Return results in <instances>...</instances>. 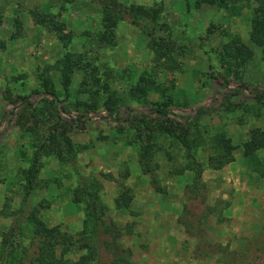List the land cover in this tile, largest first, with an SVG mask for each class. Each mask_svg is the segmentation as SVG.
Masks as SVG:
<instances>
[{"label": "rangeland", "instance_id": "374dc122", "mask_svg": "<svg viewBox=\"0 0 264 264\" xmlns=\"http://www.w3.org/2000/svg\"><path fill=\"white\" fill-rule=\"evenodd\" d=\"M116 1L159 12L154 21L141 20L136 25L119 21L113 44L103 45L98 42L102 8L96 2L61 5L55 0H0V211L4 212L0 215V255L6 249L0 264L11 251L9 264L33 253L39 242L28 222L33 214L47 228L78 238L91 207L82 193L86 186L96 190L106 215L122 232L119 242L130 251L132 264H243L226 254H199L200 243L177 222L193 181L192 171L184 169L188 156L177 138L180 133L156 134L147 161L149 172L144 173L135 138L146 130L134 124L131 117L135 113L127 123L99 117L106 115L107 106L121 110L151 107L171 117L183 116L195 107L210 105L213 98L220 99L221 93L238 85L249 91L264 90L261 49L249 38L254 5L230 0H213L212 4L209 0ZM32 13L49 15L61 23L65 37L60 39L51 27L35 24ZM153 41L169 47V60L158 58L151 47ZM234 41L252 54L243 65L224 52ZM66 55L73 56V61L79 56L80 68L89 65L87 72L102 81H107L105 73L110 72V90L99 99L97 113L86 116L79 111L78 102L88 103L83 94V69H75L68 91L63 89L61 61ZM143 79L153 84L145 87ZM45 84L52 86L56 99L44 93ZM20 97H30L32 108H25ZM221 103L211 106L190 131V139L199 132L204 141L192 153L201 164L205 205L211 212L201 233L210 242H215L211 237L216 228L230 222L225 212L231 204L233 175L240 172L264 190V148L250 158L243 155L251 133L264 131V107L247 92L231 97L228 104ZM80 115L89 118L79 120ZM219 134L234 149L233 161L216 170L208 159L216 155L212 140ZM52 138L56 139L53 145ZM64 138L71 141L72 151L65 148ZM48 145L53 154L41 156L39 149ZM34 167L38 171L29 174ZM76 189L80 194H75ZM120 195L129 202L118 209L115 200ZM196 204L191 211L200 215L203 207ZM12 228L16 230L11 239ZM130 228L132 233L127 235ZM263 230L264 225L239 250L228 253H240L247 241L249 252L253 251ZM7 238L12 243L5 242ZM85 253L75 244L66 257L76 260ZM254 264H264V254Z\"/></svg>", "mask_w": 264, "mask_h": 264}, {"label": "trees", "instance_id": "16d2710c", "mask_svg": "<svg viewBox=\"0 0 264 264\" xmlns=\"http://www.w3.org/2000/svg\"><path fill=\"white\" fill-rule=\"evenodd\" d=\"M55 1L61 5H65L74 4L78 0ZM91 1L98 3L102 8V33L100 34L98 42L103 45L113 44L114 30L119 21L124 19L130 20L135 25L139 24L141 20L151 19L154 21L159 12L158 10H146L139 6L125 7L116 0ZM238 1H244L254 5L249 38L256 47L261 49V60L264 62V0H230V3L235 4ZM221 2H223V0H221ZM209 3L212 4L213 0H209ZM225 4L227 5V3ZM32 18L37 25L46 26L47 28L51 27L56 33L60 34V39L65 37L63 35L64 26L61 23L54 21L49 15L32 13ZM151 47H153V51L158 54L159 59H170L166 53L169 49L167 45L165 48H162L159 43L153 41ZM225 51L227 52L229 59L239 61L240 65H243L244 62L252 57L251 52L248 51L245 46L235 41L228 44L224 49V52ZM73 59V56L66 55L61 61V85L65 92H67L71 82V75L75 69H83L85 72L82 82V86L84 87L83 94L87 95L85 100L90 104V107H88L89 104L84 103V101L80 104L78 102L79 111H84L85 113L83 114L86 116L90 113L95 114L97 113L96 109L98 107L99 99L110 90L109 83L107 82L110 72L105 73V80L107 81H102L98 75L87 72L89 65L80 68V66H83V63L79 56L76 61H73ZM141 83H144L145 87H149L153 84V81L143 79ZM243 92L250 94L251 98L256 103H259L264 107V90L249 91L244 85H238L232 90L221 93L220 99L213 98L210 105L195 107L192 109L191 113L183 116L171 117L167 113L151 107L147 109H131L125 107L121 110L118 107L107 106L105 107V110H107L106 115L99 117V119L127 123L131 114L135 113L131 117L135 122L134 124L139 129L146 130L145 133L139 132L135 138L140 144V148H138L139 162L144 173L149 172L147 161L148 156L151 155L152 146L155 145L156 134L163 133L169 135L176 132L180 133L177 138L188 156V162L184 169L192 171L193 181L191 186L187 189V194L183 201L182 213L177 219V222L182 226L187 235L195 238V240L200 243L202 248H200L199 254L204 253L205 257H208L207 254L210 253H215L218 256L226 254L229 257H234L237 263L240 260H243V264H254V261L258 258L260 259V255L264 254V230L260 241L258 240V244L253 251L249 252L250 242L247 241L243 247L244 249L241 250L240 253H228L229 248L226 245L223 246L220 243L210 242L206 240L203 233H201L204 230L203 226L207 221L206 217L209 216L211 212L209 211V208L206 207L207 205H205L206 193L205 186L201 181V164L195 160L192 150L193 148L202 146L204 141L199 135V132H195V134L192 135V139H190L192 126H197L198 120L210 112L211 106L215 105L216 102L228 104L231 97L241 95ZM44 93L56 99L55 91L52 86H49L48 84H45L44 86ZM20 100L25 108L29 109L34 105L33 100H31L30 97H20ZM57 106L60 108L58 103ZM60 110L63 113L66 112L63 111L65 109L60 108ZM88 118L83 115L78 117L79 120L82 119L83 121H86ZM59 127L65 128V124H61ZM51 141L53 145L56 139L54 140V138H52ZM63 142L66 145L65 148L67 151H72L73 145L71 141L68 138H64ZM212 144L214 145V154H216L208 159V165L212 169H221L224 165L233 161L231 152L234 147L222 134L216 135L212 140ZM50 146L51 145H48V147L43 146L39 149L41 156H50L53 154ZM262 148H264V131L254 130L251 133L249 140L243 146V155L245 158H250L257 150ZM56 155L59 159L64 161L61 153L57 152ZM34 164H38V162L35 160ZM37 171L38 167H34V169L29 170V174L34 175ZM177 174H182V172L178 171ZM79 191L81 192V190L76 189L75 194H80ZM82 193L88 202H90L91 207L87 212L86 218L83 222L82 231L79 233L78 238L64 235L56 228H47L41 221L37 220L33 214L29 217L28 222L33 225L34 233L38 236L39 242L30 257L19 259L16 264H132L130 261V251L123 248L119 242L122 232L106 215V209L103 207L96 190L86 186ZM127 201L128 198L120 195V197L115 200L116 207L118 209H120V206L127 207L129 202ZM196 203L203 207L200 215H196L191 211V205H195ZM2 214H4V212L0 211V215ZM193 218H197V220H193ZM217 221H219V219ZM15 230L16 229L12 228L9 232V237H11V239L14 237ZM17 230L20 231L21 228L19 227ZM131 233V228L126 230L127 235H130ZM8 241L12 243L8 238L5 239V242ZM75 244H78V247L81 250H85L86 253L76 260H71L66 256L70 253L71 248L75 246ZM11 247L13 246L11 245ZM4 251H6V249L1 251V258H3L2 254ZM11 252L10 254H6V262L1 264L11 263V259H9V257L11 258ZM246 252L249 253L246 256H243ZM247 257L248 259L246 261L244 258Z\"/></svg>", "mask_w": 264, "mask_h": 264}, {"label": "crops", "instance_id": "0c3cea01", "mask_svg": "<svg viewBox=\"0 0 264 264\" xmlns=\"http://www.w3.org/2000/svg\"><path fill=\"white\" fill-rule=\"evenodd\" d=\"M242 173L233 175V193L230 196L231 204L225 212L228 224L217 227L214 236L215 242L229 245V249H240L253 233H257L264 225L261 221L264 215V190L248 176ZM244 179V180H242ZM225 198V195L222 194ZM261 212V216H260Z\"/></svg>", "mask_w": 264, "mask_h": 264}]
</instances>
